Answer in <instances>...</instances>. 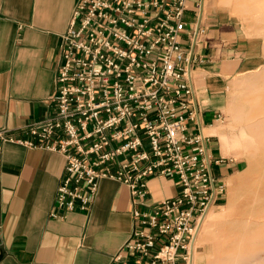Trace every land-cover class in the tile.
I'll return each mask as SVG.
<instances>
[{
    "label": "built area",
    "instance_id": "built-area-1",
    "mask_svg": "<svg viewBox=\"0 0 264 264\" xmlns=\"http://www.w3.org/2000/svg\"><path fill=\"white\" fill-rule=\"evenodd\" d=\"M189 0H77L60 36L52 112L22 129H0L5 144L63 157L50 217L89 215L100 182L130 194L131 236L111 264H189L203 215L226 193L214 170L213 122L205 123L192 84L200 27L187 32ZM190 45H185L184 37ZM152 177L177 192L148 200Z\"/></svg>",
    "mask_w": 264,
    "mask_h": 264
},
{
    "label": "crops",
    "instance_id": "crops-1",
    "mask_svg": "<svg viewBox=\"0 0 264 264\" xmlns=\"http://www.w3.org/2000/svg\"><path fill=\"white\" fill-rule=\"evenodd\" d=\"M76 2L0 0V129L22 136L24 127L52 112L60 36ZM224 15L220 0H189L185 15L188 33L196 26L203 31L193 47L199 60L193 65L192 84L205 123L219 116L228 81L259 67L257 42L241 36ZM183 40L190 45L189 37ZM212 129H208L212 152L219 156L215 138L222 136ZM231 163L227 159L216 169L219 179L229 174ZM64 164L58 154L3 145L0 264H111L112 256L131 236L130 194L114 181L100 182L89 215L73 212L63 219L50 217ZM176 192L169 179L149 180L150 202L158 203Z\"/></svg>",
    "mask_w": 264,
    "mask_h": 264
},
{
    "label": "bare ground",
    "instance_id": "bare-ground-1",
    "mask_svg": "<svg viewBox=\"0 0 264 264\" xmlns=\"http://www.w3.org/2000/svg\"><path fill=\"white\" fill-rule=\"evenodd\" d=\"M233 3L239 7L245 4L244 14L248 18L256 16V25L264 30V0H233ZM250 80L245 79L239 85L246 86ZM247 92L245 101L249 109L245 116L253 118L249 130L252 161L245 176L238 180L242 193L235 194L221 214H213L209 209L203 215L191 244L190 264L197 260L195 250L200 242L211 249L206 264H264V83L248 88Z\"/></svg>",
    "mask_w": 264,
    "mask_h": 264
},
{
    "label": "rangeland",
    "instance_id": "rangeland-1",
    "mask_svg": "<svg viewBox=\"0 0 264 264\" xmlns=\"http://www.w3.org/2000/svg\"><path fill=\"white\" fill-rule=\"evenodd\" d=\"M220 3L224 16L229 19L231 25L237 28L238 33L244 38L254 39L257 42L260 58L258 59V68L234 76L228 81L223 96V107L219 116L212 123L211 128L218 129L222 136L220 140L215 138L221 150V156L225 160H231V164H233L229 174L222 180L226 188L224 198L210 208L212 213L216 215L221 214L222 210L229 206L235 194L242 193V185L238 180L245 176L246 169L252 161L249 130L253 126V118L245 116V112L249 109V103L245 101V98L248 94V88L261 87L264 83V30L256 25L257 17L250 15L248 18V15L244 14L242 7L246 6L245 4L240 7L235 6L233 0H220ZM248 78H252V80L246 86L241 87L239 82ZM238 116H240L239 119ZM207 134L209 135L208 132ZM212 153L214 154V152ZM214 172L216 175L215 170ZM210 251L211 249L207 247V243L200 242L195 250L197 255L195 264H206L207 257L211 255Z\"/></svg>",
    "mask_w": 264,
    "mask_h": 264
}]
</instances>
